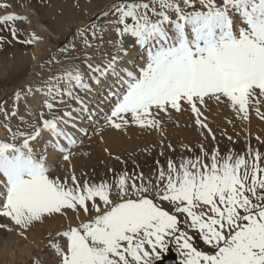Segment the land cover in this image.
Wrapping results in <instances>:
<instances>
[{"label":"snow or ice","instance_id":"snow-or-ice-1","mask_svg":"<svg viewBox=\"0 0 264 264\" xmlns=\"http://www.w3.org/2000/svg\"><path fill=\"white\" fill-rule=\"evenodd\" d=\"M13 8L0 0V48L41 42ZM46 63L0 101V229L28 240L64 222L30 264H163L173 251L177 264H264V139L236 149L223 131L222 150L207 115L211 102L264 120V0H111ZM173 112H190L196 147L165 155L161 141L131 169L109 152L122 167L77 174L101 120L162 133Z\"/></svg>","mask_w":264,"mask_h":264},{"label":"bare ground","instance_id":"bare-ground-1","mask_svg":"<svg viewBox=\"0 0 264 264\" xmlns=\"http://www.w3.org/2000/svg\"><path fill=\"white\" fill-rule=\"evenodd\" d=\"M110 1L111 0H69L60 8H53L50 10V8L41 7L40 12L36 13L35 18V22L38 25L36 28H38L37 31L39 32V36L45 39L52 38L55 44L56 41L66 35L70 27L73 28V26L80 25L83 21L87 22L91 18V15L94 16L96 12H100ZM8 2L14 6L19 4L18 0H8ZM28 2L33 4L35 1L28 0ZM50 5H53V2ZM67 19L72 21L69 22L68 26H65L64 21ZM30 46L31 45L13 42L11 45L0 48V56L6 54L12 55V61L8 63V60L5 59L4 63H2L1 70L3 72H1L0 75H4L5 73L8 74V76L2 80L3 82H7L9 78H12V76L16 74L15 71H18L20 74L23 72V69L26 67L24 64L27 63L23 54ZM34 46L36 45L34 44ZM40 46L41 43L37 46V48L39 47L37 49L39 51L42 50L41 48L45 47L43 46L40 48ZM50 49L51 47H48L44 51L42 50L43 52L41 51L39 53H42L41 56L44 57ZM33 51H35V49ZM210 107L212 111L207 113L210 120L209 126L212 128L213 132L216 133L217 140L220 142L222 150L225 145H229L230 143L227 136L222 135L223 131H226L228 135L233 137L236 149L244 147L246 143L249 142L253 146H257V137L264 139V120L260 119L254 110L250 111L249 120L243 121L237 118L236 114L227 109V107L220 106L218 108L211 102ZM261 111L264 112V106L261 107ZM190 116V112H184L182 114L173 112L172 119L164 116L161 125L162 133L156 130H148L146 132L136 127L131 129V132L126 133L122 139L115 140L113 138L114 135H111L108 131H102L99 137L94 136L86 144H83L82 148L77 149V151L81 153H88L87 156L79 155L73 160L77 174L79 175V173L83 171L99 176L105 174L109 167H122L112 156H109V152L112 153L113 156L120 155L123 159L127 160L128 167L131 169L133 167V161L145 168L150 166L159 155L161 141H163L165 155H172L167 148L169 143L173 145L177 153L181 150V144L196 147L197 144L203 140V137L200 135V130L193 124ZM229 120H231L232 123H229ZM0 133H4V131L0 129ZM211 143V137H209L208 141H205V144L207 146ZM106 148L108 152H105ZM146 149H151V152L146 151ZM160 159H163V157H160ZM2 223H7V221ZM62 223L64 222L57 219L49 221L45 225L38 224L36 228L28 233V240L19 239L20 236L18 238L17 235L19 239L17 243L13 241L12 234L10 235L11 237L5 240L6 238L4 239L3 235L6 231L4 232L2 229L0 231V264H18L21 263L20 261L25 262V264H30L32 256L43 246L47 231L60 227ZM15 235L14 233L13 237H16ZM24 242L28 244L21 246ZM22 252H24V254H22ZM5 253L10 254V256H6L5 258ZM13 255H16L14 259L12 258ZM16 258L19 259L17 260Z\"/></svg>","mask_w":264,"mask_h":264},{"label":"rangeland","instance_id":"rangeland-1","mask_svg":"<svg viewBox=\"0 0 264 264\" xmlns=\"http://www.w3.org/2000/svg\"><path fill=\"white\" fill-rule=\"evenodd\" d=\"M18 1H19V4L17 6H14L13 9H10V11H15V12H17L19 14L25 15L31 21L30 24L28 22H19V27L24 29L25 33L35 32L37 35H39V32L37 31L38 28H36V26H38V25L35 22V18H36V13L40 12L41 7L50 8V10L53 9V8H60V7L63 6L64 3L68 2L69 0H32V1H35L33 4H30L28 2V0H18ZM52 2H53V5H50ZM19 5H22V6H19ZM98 13L96 12V14H98ZM90 17L94 18V16H92V15ZM71 21L72 20L67 19L66 21H64V25L68 26L69 22H71ZM82 23H86V22L83 21ZM82 23H80V24H82ZM40 24H39V26H40ZM44 25H45V23H44ZM73 28H74V26H73ZM73 28L70 27L69 28L70 31L68 29L67 30L68 32H66V35L64 37H62L60 40L56 41L55 44H54V41L52 40V38H50V39L43 38V40L44 39L45 40L44 41L42 40V42H38V44L35 43L36 46H34V44H32L30 46V48H28L29 50L27 49L25 51V53L23 54L24 57L26 58L27 63L24 64L26 67L23 69V72L21 74L18 73V71H15L16 74H14L12 76V78H9V80L7 82H3L2 80H4L8 76V74L5 73L4 75H0V101H4L5 99H7L17 89V87L19 85L25 83L30 78H32L34 72H43L44 75H47L48 74V67H47V63L46 62H47L48 58L58 53L59 47L65 42L66 39L70 38L71 30ZM40 43H41L40 48L45 46V47L41 48L43 51L45 49H47L48 47H51V49L46 53V55L44 57L41 56L42 53H39L42 50H40V51L37 50L39 48V47L37 48V46H39ZM34 49H35V51H33ZM33 56H35L36 60L33 59ZM39 57H40V59H39ZM11 58H12V55H9V54H6L4 56H0V73L3 72L1 70V67H2V63H4V60L5 59L8 60V63H9L10 61H12ZM33 60H34V63H33ZM40 63H44L46 65L45 68L41 69L39 66H37ZM51 67H52V70L55 71L58 66L57 65H55V66L52 65ZM8 70H10V69H8ZM221 107H225V106L221 105ZM227 109H229V108H227ZM229 110H231V109H229ZM134 128H136V126H134V125L130 126L126 133L131 132L132 131L131 129H134ZM0 129L4 131L3 128H0ZM102 131H104V132L108 131L109 133H111V135H114L113 138L115 140L122 139L124 137V135L126 134L125 132H122V131H118V130H115V129L103 127V121L101 120L100 123H99V126H97L96 128H90L89 129L88 135H87L86 138H84L83 144H86L94 136H96V137L98 136L99 137L100 133ZM145 131L147 132L148 130H145ZM3 134L4 133H0V136H2ZM1 221L4 222L2 219H0V222ZM1 230L2 229H0V231ZM3 231L4 232L6 231L4 233V235H3V238L4 239L6 238L5 240H7V238L11 237L10 236L11 234H12L13 241L15 243H17L19 241V239H22L21 237L19 238V236H18V238H19L18 239L17 235H15L16 237H13L15 232L14 233L13 232L9 233V231L4 230V229H3ZM195 243H197L199 245V241L198 240L195 241ZM26 244H28V243L24 242L21 246H25ZM34 246H35V244H34ZM22 254H24V252H22ZM171 255H174L175 257H178V254L175 251H173L170 254H168L167 259H165L164 261L168 260ZM4 256L6 258V256H10V254L5 253ZM15 256L16 255H13L12 258L14 259ZM16 259L18 260L19 258H16ZM20 262L21 263H18V264H25V262H23V261H20Z\"/></svg>","mask_w":264,"mask_h":264},{"label":"water","instance_id":"water-1","mask_svg":"<svg viewBox=\"0 0 264 264\" xmlns=\"http://www.w3.org/2000/svg\"><path fill=\"white\" fill-rule=\"evenodd\" d=\"M174 257V255H171L168 260L163 262V264H177V261L174 259Z\"/></svg>","mask_w":264,"mask_h":264}]
</instances>
